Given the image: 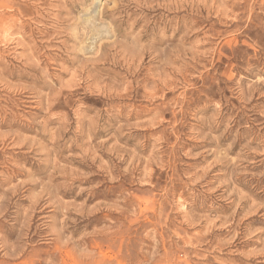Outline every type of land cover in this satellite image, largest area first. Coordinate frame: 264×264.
Wrapping results in <instances>:
<instances>
[{
	"label": "rangeland",
	"instance_id": "1",
	"mask_svg": "<svg viewBox=\"0 0 264 264\" xmlns=\"http://www.w3.org/2000/svg\"><path fill=\"white\" fill-rule=\"evenodd\" d=\"M82 1L0 0V264H264V0Z\"/></svg>",
	"mask_w": 264,
	"mask_h": 264
},
{
	"label": "bare ground",
	"instance_id": "2",
	"mask_svg": "<svg viewBox=\"0 0 264 264\" xmlns=\"http://www.w3.org/2000/svg\"><path fill=\"white\" fill-rule=\"evenodd\" d=\"M87 0L82 1V15L75 20L72 27V35L79 45L78 50L84 55L97 54L104 49L114 34V23L103 22L108 15L107 11L117 12L120 8V0ZM80 29L84 32L80 35Z\"/></svg>",
	"mask_w": 264,
	"mask_h": 264
}]
</instances>
